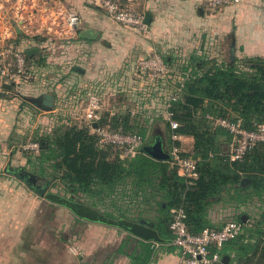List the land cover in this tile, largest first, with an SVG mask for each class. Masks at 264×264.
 <instances>
[{
  "label": "crops",
  "instance_id": "crops-1",
  "mask_svg": "<svg viewBox=\"0 0 264 264\" xmlns=\"http://www.w3.org/2000/svg\"><path fill=\"white\" fill-rule=\"evenodd\" d=\"M0 6V44L25 52L39 48L28 59V67L40 79L23 83L20 89H28L31 96L52 93L55 97L53 110H38L13 94L17 82L0 79V264H184L186 255L173 237L165 239L158 230L154 201L152 206L140 203L142 207L130 208L129 219L154 222L164 242L142 240L122 228L80 218L35 194L14 174L13 169L27 166L19 143L30 131L41 135L60 123L86 125L84 105L88 92L95 91L104 101V112H130L147 121L151 139L147 144L160 138L170 151L167 103L193 71L191 58L210 63L232 59V55L240 63L246 57L264 59V0H241L216 8L201 0H130L131 9L145 18L150 14L146 32L117 22L95 0H0ZM71 14L78 15L79 21L72 23ZM86 32L93 37L83 36ZM154 53L170 68L169 75L158 82L138 67L139 59ZM43 75L47 77L42 79ZM5 84L13 86L9 89ZM41 115L46 127L35 123ZM220 142L227 153L225 137ZM180 144L185 155L195 157L193 136L182 135ZM47 182L53 191L79 198L103 213L115 212L114 206L129 208L125 194L130 193V181L95 197L83 191L65 195L63 183L54 186L53 179L38 180L42 185ZM257 202V197L246 203L224 194L211 200L204 213L205 228L221 229L243 212L248 215L236 238L221 248L210 247L221 254L218 264H264L263 248L256 247L261 242Z\"/></svg>",
  "mask_w": 264,
  "mask_h": 264
},
{
  "label": "trees",
  "instance_id": "trees-1",
  "mask_svg": "<svg viewBox=\"0 0 264 264\" xmlns=\"http://www.w3.org/2000/svg\"><path fill=\"white\" fill-rule=\"evenodd\" d=\"M34 57L27 55L28 59ZM190 63L193 71L179 84L181 98L173 101L170 109L181 124L174 131L195 139L194 153L198 158L200 178L194 186H187L185 177L170 160L155 159L143 149L134 158L122 159L113 146L101 148L89 126L78 124L60 123L52 132L36 134L35 140L41 142V152H25L28 168L24 166L23 169L40 178L53 179L56 181L54 186L63 183L65 195L79 191L92 197L106 195V191L130 181L132 191L125 197L141 196L140 203L151 206L154 201L157 227L165 239L173 237L171 209L176 205L186 209L189 229L199 232L206 227L204 213L216 195L224 194L246 203L257 197L260 210L257 233L261 242L256 247L263 248L264 257V143L258 144L243 160L230 161L220 142L222 137L229 142L230 133L213 126L205 117L207 113L240 116L247 128H253L255 122H264V59L246 57L241 63L237 58L210 63L193 57ZM31 71L35 72L34 69ZM108 122L142 135L144 144L151 142L148 122H141L130 112L116 115L104 112L101 123ZM169 143L172 144V138ZM57 192L61 193L60 190ZM114 210L104 213L115 219L130 218V208L114 206ZM243 215L245 212L236 221L244 224Z\"/></svg>",
  "mask_w": 264,
  "mask_h": 264
},
{
  "label": "built area",
  "instance_id": "built-area-1",
  "mask_svg": "<svg viewBox=\"0 0 264 264\" xmlns=\"http://www.w3.org/2000/svg\"><path fill=\"white\" fill-rule=\"evenodd\" d=\"M129 1L95 0L96 4L117 22L141 32H146L148 24L145 21V16L131 9ZM201 1L213 8L241 2V0ZM1 11H3V8ZM79 19L78 15L71 14L70 20L72 23L78 22ZM138 67L153 82L166 78L170 72V68L164 58L157 53L147 58L139 59ZM28 73L27 53L24 50H16L11 46L0 44V79L18 83L23 78H26ZM180 91L181 88L179 87L176 92L170 95L165 112V118L172 130V146L169 153L172 165L185 177L187 186L191 187L200 178L198 159L185 155L180 144L182 134L174 131L181 124L174 118V111L170 109L173 101L181 98ZM83 111L82 118L86 121V125L89 126L91 132L98 137V145L101 148L113 146L114 151H117L122 159L134 158L142 151L145 145L142 135L126 131L122 126L114 127L109 122L101 123L104 113V101L95 91L88 92ZM131 112L135 114L134 111ZM205 117L213 125L222 127L230 133L231 138L228 142L226 153L230 161L243 160L258 144L264 143V122H255L253 128H247L244 125L243 118L240 116L232 118L207 113ZM95 122H98L97 126H94ZM23 149L38 154L41 152V142L35 139L30 140L23 145ZM140 200L141 196L139 198L126 197V201L129 204L128 207L131 209L142 207ZM171 212L173 215L170 223V230L173 235L172 242L181 248L182 252L186 255L184 264H218L221 261V254L218 251L211 252L210 247L214 245L221 248L227 241L236 238L244 227L242 222L230 220L221 229L207 227L199 232H192L188 226V215L184 206L176 205L171 209ZM73 250L76 251L75 249Z\"/></svg>",
  "mask_w": 264,
  "mask_h": 264
},
{
  "label": "water",
  "instance_id": "water-1",
  "mask_svg": "<svg viewBox=\"0 0 264 264\" xmlns=\"http://www.w3.org/2000/svg\"><path fill=\"white\" fill-rule=\"evenodd\" d=\"M145 21L150 25V14H147ZM86 37H93L92 32H86L83 34ZM39 48L34 47L26 50L28 56H33L35 52H38ZM232 53L234 54V48H232ZM234 55H232V59ZM13 84H5V87L11 89ZM26 100L34 104L37 108L43 111H51L55 106V97L52 93H44L39 96H23ZM98 122L94 123L97 126ZM143 151L158 160H170L171 155L164 147L162 139L158 138L152 144H145L143 146ZM14 174L20 179L24 180L34 191L46 198L47 200L60 204L69 208L75 215L80 218L94 221L102 222L108 225L116 226L128 231L130 234L146 241H156L164 242L165 239L159 234V231L155 228V223L149 221L146 218L139 219H128V218H111L105 213L101 212L97 208L82 202L79 198L73 200L69 197L64 196L62 193L53 191L51 189V182H47L45 185L38 184L39 176L29 170L23 168L14 169ZM242 219L247 221L248 215H243Z\"/></svg>",
  "mask_w": 264,
  "mask_h": 264
},
{
  "label": "rangeland",
  "instance_id": "rangeland-1",
  "mask_svg": "<svg viewBox=\"0 0 264 264\" xmlns=\"http://www.w3.org/2000/svg\"><path fill=\"white\" fill-rule=\"evenodd\" d=\"M133 29V28H132ZM135 29V28H134ZM135 30H137V29H135ZM139 31V30H138ZM139 32H141V31H139ZM32 69H30L29 70V73H28V75H27V77L26 78H23V80L24 79H26L27 81L25 82V83H30V82H34V80H38V79H40L39 77H38V75L37 74H35L34 72H32L31 71ZM48 75V74H47ZM44 77H47L46 75H43L42 76V79L44 78ZM44 81V80H43ZM41 82H42V80H41ZM44 84V83H43ZM46 90L48 91V92H51V89H49V88H46ZM14 93V95L15 94H17L18 96V99L20 100V102H21V100H23L24 98H23V96H31V92H29L28 91V89H26V88H22V89H20V86L19 87H14V89L12 90ZM25 101H27L26 103H25V105H27L28 106V104H31L32 106H34L36 109H38V110H40L39 108H37L34 104H32L31 102H29L28 100H26V99H24ZM22 108V107H21ZM22 110V109H21ZM42 117H44V115H41L40 116V119L38 118L37 120H35V123L36 124H39V125H44L45 127H46V123H45V121L43 122V121H41V120H43L44 118H42ZM22 120V119H21ZM20 120V121H21ZM37 121V122H36ZM23 123V125L25 124V123H27V119L25 120V121H23L22 122ZM29 124V123H28ZM35 130H36V128H35ZM35 137H36V132H35V134H34V132L33 131H30V132H28V134H27V136H26V138L25 139H23L19 144H22L21 145V147L19 148L20 149V151L21 152H23L24 151V153L25 152H27V153H29V152H32V151H27V150H24L23 149V145L25 144V143H27V142H29L30 140H33V139H35ZM20 154V153H19ZM22 156V155H21ZM21 159H20V161L21 160H23V158L22 157H20ZM15 164V166L16 167H19L20 166V164H19V162H14ZM27 168H28V166H27ZM24 183H26V182H24ZM31 189V188H30ZM32 190V189H31ZM32 191H34V190H32ZM34 193L35 194H37L35 191H34Z\"/></svg>",
  "mask_w": 264,
  "mask_h": 264
}]
</instances>
